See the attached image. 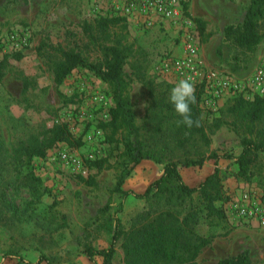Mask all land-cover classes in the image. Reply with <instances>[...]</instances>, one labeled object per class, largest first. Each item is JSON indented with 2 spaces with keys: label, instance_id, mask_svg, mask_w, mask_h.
I'll return each mask as SVG.
<instances>
[{
  "label": "rangeland",
  "instance_id": "rangeland-1",
  "mask_svg": "<svg viewBox=\"0 0 264 264\" xmlns=\"http://www.w3.org/2000/svg\"><path fill=\"white\" fill-rule=\"evenodd\" d=\"M250 1L167 0L179 3L180 14L166 17L147 10L140 0H0V60L9 62L0 81V264H23L20 258L34 263L40 256L51 264H93L83 248L108 247L111 218L118 217L128 230L146 206L144 200L130 196L119 210L121 199L113 191L122 169L124 141L122 134L116 136L117 143L106 140L114 106L109 86L83 68L72 71L57 86L37 55L41 42L64 45L70 32L74 43L81 45L83 22L122 17L129 40L148 54L149 78L173 87L181 80L167 66L184 55L186 37L191 35L203 65L220 69L233 85L264 64V35L254 52L241 61L235 59L237 49L224 37L226 26L242 23ZM124 73L135 122L142 128L147 93L130 79L128 64ZM199 87H203L200 82L195 84ZM237 97L264 99L248 89H227L216 95L202 88L200 107L207 130L226 103ZM106 112L108 118L103 117ZM57 125L68 128L71 144L58 142L43 158L30 161L16 155L30 137L46 141L47 131ZM208 136L206 156L241 152L243 136L229 126L208 131ZM102 160L106 161L103 167H94ZM217 167L229 197L216 204L225 220L215 225L203 220L198 225V234L210 237L211 243L202 249L196 264H216L243 252L252 264H264V153L258 155L250 181L236 176L233 160L221 159ZM162 168L151 160L141 161L125 181L124 190L142 194L159 178ZM213 169L212 162L205 160L202 166L180 168V173L187 185L196 187ZM89 179L93 184L87 183ZM120 243L112 264H123ZM95 261L102 264L98 257Z\"/></svg>",
  "mask_w": 264,
  "mask_h": 264
},
{
  "label": "trees",
  "instance_id": "trees-1",
  "mask_svg": "<svg viewBox=\"0 0 264 264\" xmlns=\"http://www.w3.org/2000/svg\"><path fill=\"white\" fill-rule=\"evenodd\" d=\"M264 35V0H251L241 24L228 25L224 37L237 49L235 59L254 52ZM83 43H74L72 34L66 33L65 44H52L47 40L36 48L37 55L47 65L53 81L60 86L77 68L86 69L109 86L114 106L110 110L111 120L106 126L110 132L108 143H117L122 134L123 147L120 158L122 169L116 178L113 191L120 196L119 210L124 201L132 196L144 200L143 211L132 219L131 226L124 230L118 217L111 218L112 235L110 245L95 249L90 245L83 248V254L93 264L95 258L102 264H112L119 241L123 251V264H196L203 248L211 243L210 237L197 232L201 221L215 225L225 220V214L216 204L228 200L224 190L219 160H233L237 166L236 176L250 181L255 170L258 155L264 153V99L254 97L246 100L234 98L220 110L208 130L202 119L200 100L202 88H195L196 103L191 105L194 120L200 126L191 129L180 125L181 119L169 102L173 86L148 77L150 61L147 52L134 41L129 40L126 20L122 17H102L82 23ZM128 64L130 79L139 82L147 93L148 105L142 128L135 122V115L128 96L129 80L124 73ZM9 62L0 60V81ZM27 88V85H24ZM225 125L239 132L243 137L242 149L237 156H206L209 146L208 131ZM46 141L30 137L16 150V155L30 161L43 158L47 150L58 142L71 144L72 135L65 125L49 129ZM143 160L163 165L159 178L151 182L142 194L124 190L123 185L136 166ZM209 160L215 166L198 186L187 185L180 168L202 166ZM106 161L93 163L100 169ZM29 175L32 174L29 173ZM93 184L92 180L87 181ZM23 264H51L45 256L34 263L20 258ZM216 264H252L247 253L218 261Z\"/></svg>",
  "mask_w": 264,
  "mask_h": 264
},
{
  "label": "built area",
  "instance_id": "built-area-1",
  "mask_svg": "<svg viewBox=\"0 0 264 264\" xmlns=\"http://www.w3.org/2000/svg\"><path fill=\"white\" fill-rule=\"evenodd\" d=\"M139 4H142L147 10H154L158 14L166 17H178L180 14L179 3L167 2V0H140ZM133 4L130 8H133ZM196 38L188 35L186 37L184 45V55L175 57L167 69L171 68L176 76L180 79L190 78L194 85L196 83H202V86L206 91L218 95L227 89H233L237 92H241L245 89L255 93L259 96H264V64L257 67L253 74L245 81H239L231 85L223 75V71L215 68L205 67L199 57V50ZM104 118H108V112L103 114ZM65 159L66 155H62Z\"/></svg>",
  "mask_w": 264,
  "mask_h": 264
},
{
  "label": "clouds",
  "instance_id": "clouds-1",
  "mask_svg": "<svg viewBox=\"0 0 264 264\" xmlns=\"http://www.w3.org/2000/svg\"><path fill=\"white\" fill-rule=\"evenodd\" d=\"M169 102L174 111L181 117L177 126L183 125L189 129L199 127V120H194L191 114V105L196 103L195 85L190 78H184L175 84L169 95Z\"/></svg>",
  "mask_w": 264,
  "mask_h": 264
},
{
  "label": "crops",
  "instance_id": "crops-1",
  "mask_svg": "<svg viewBox=\"0 0 264 264\" xmlns=\"http://www.w3.org/2000/svg\"><path fill=\"white\" fill-rule=\"evenodd\" d=\"M213 164V163H212ZM215 167V166H214ZM159 173L161 174L162 173V169L159 170Z\"/></svg>",
  "mask_w": 264,
  "mask_h": 264
}]
</instances>
